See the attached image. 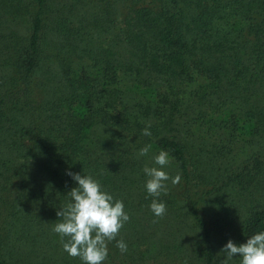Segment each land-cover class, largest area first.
Masks as SVG:
<instances>
[{
    "label": "trees",
    "instance_id": "trees-1",
    "mask_svg": "<svg viewBox=\"0 0 264 264\" xmlns=\"http://www.w3.org/2000/svg\"><path fill=\"white\" fill-rule=\"evenodd\" d=\"M69 171L130 217L103 264H220L264 231V0H0V264H84L53 231Z\"/></svg>",
    "mask_w": 264,
    "mask_h": 264
},
{
    "label": "clouds",
    "instance_id": "clouds-1",
    "mask_svg": "<svg viewBox=\"0 0 264 264\" xmlns=\"http://www.w3.org/2000/svg\"><path fill=\"white\" fill-rule=\"evenodd\" d=\"M149 128L150 125L143 129L144 136H151ZM150 148V144L145 145L138 156H146ZM172 159L167 151L161 150L154 157V163L159 167L146 165L143 168L149 177L145 184L147 193L154 198L150 209L156 217L162 218L166 214V204L159 200L162 194H168L166 182L170 180L172 185H179L182 180L180 173L170 176L164 170ZM66 174L77 186L68 192L70 202L56 212L61 222L54 225L53 231L61 237L62 247L71 257H79L84 264H103L108 256V243L116 239L130 217L124 210L123 202L114 200L100 181L91 175L70 171ZM116 247L122 254L127 251L123 240H118ZM221 252L226 254V258L220 264H229L235 256L241 258L240 264H264V231L254 234L239 246L228 240Z\"/></svg>",
    "mask_w": 264,
    "mask_h": 264
},
{
    "label": "rangeland",
    "instance_id": "rangeland-1",
    "mask_svg": "<svg viewBox=\"0 0 264 264\" xmlns=\"http://www.w3.org/2000/svg\"><path fill=\"white\" fill-rule=\"evenodd\" d=\"M179 259H177L176 261H178Z\"/></svg>",
    "mask_w": 264,
    "mask_h": 264
}]
</instances>
